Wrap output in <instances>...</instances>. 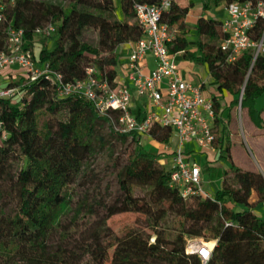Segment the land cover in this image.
<instances>
[{
	"label": "trees",
	"instance_id": "trees-1",
	"mask_svg": "<svg viewBox=\"0 0 264 264\" xmlns=\"http://www.w3.org/2000/svg\"><path fill=\"white\" fill-rule=\"evenodd\" d=\"M256 1L201 3L206 11L211 2L225 7ZM138 2L155 4L158 0H71L62 16L49 0H0V51L6 49L7 28H22L27 45L33 48L34 62L47 64L65 82L83 79L86 69L95 66L100 78L112 83L119 45L141 37L133 10ZM193 4L173 0L162 21L175 31L168 44L170 53L182 51L184 60L206 65L211 84L232 97L223 110L217 96L211 99L217 134L214 149L218 159L225 161L230 159L231 144L226 123L239 104L251 123L264 132V118L256 107L264 94V53L254 58L253 51L247 50L228 61L220 49V20L200 15L193 25L186 22ZM47 22L56 27L49 36L51 45H36L33 31ZM88 29L96 32L95 40H85ZM192 30L194 37L189 38ZM262 34L264 17L250 31L253 40ZM8 86L17 87L18 92L0 98V264H86L79 245L67 242V232L60 231L57 243L51 239L84 163L97 145H105L99 129L111 120L80 94L58 97L50 77L30 81L24 76ZM31 117H47L32 141ZM135 117L143 119L144 112ZM110 131L122 144L130 138L131 145L117 173L119 195L104 205V217L81 243L90 240L100 250L94 264H200L196 255L185 251L187 242L195 238L213 243L210 264H264V218L254 212L258 203L264 204V174L231 164L223 170L220 188L213 195L183 198L169 185L171 167L159 160L163 152L156 154L141 143L143 135H148L167 144L173 133L170 126L152 124L146 134ZM17 162L21 165L14 172ZM129 212L142 215L143 222L117 234L108 219ZM169 218L177 219L176 223L171 226Z\"/></svg>",
	"mask_w": 264,
	"mask_h": 264
},
{
	"label": "built area",
	"instance_id": "built-area-1",
	"mask_svg": "<svg viewBox=\"0 0 264 264\" xmlns=\"http://www.w3.org/2000/svg\"><path fill=\"white\" fill-rule=\"evenodd\" d=\"M172 1L158 0L155 4L138 2L133 5L141 37L130 42L125 68L135 93L147 98L154 107L141 120H137L131 111L132 93L129 87L116 79L109 83L105 77L100 78L102 74L95 66L86 69L83 79L65 82L62 75L51 70L47 64L36 65L22 28H7L6 49L0 51V72L7 67H17L30 81L40 77L53 78L58 97L82 95L101 115L112 121L114 131L119 134H146L152 124L170 126L178 137V146L172 155L170 187L177 189L183 198L194 195L207 197L209 194L202 187L200 167L187 161L183 145L195 142L202 149L214 148L217 138L213 123L215 110L212 100L203 96L201 86L183 78L175 55L169 51L168 44L174 40L175 31L162 21V15ZM225 11L227 16L221 21L223 38L220 49L227 54V60L232 61L247 50L253 51L254 58L264 53V34L259 40L250 36L256 20L264 17V0L233 2L225 6ZM2 21L3 14L0 12ZM55 28L53 22H47L35 28L33 35L49 37ZM149 54L154 57L156 66L150 74H144L142 64ZM17 92L15 86L0 87V98L12 97ZM114 112L116 116H113ZM209 244L200 238L191 239L185 251L196 255L200 264H210L213 244Z\"/></svg>",
	"mask_w": 264,
	"mask_h": 264
},
{
	"label": "rangeland",
	"instance_id": "rangeland-1",
	"mask_svg": "<svg viewBox=\"0 0 264 264\" xmlns=\"http://www.w3.org/2000/svg\"><path fill=\"white\" fill-rule=\"evenodd\" d=\"M46 1V0H45ZM52 4L58 7L59 13L62 16L63 12L67 8L69 1L71 0H49ZM207 13V17H211L216 20L222 21L226 17V11L223 6H216L213 3L210 6V9ZM57 23V22H56ZM193 34L194 31L192 30ZM96 32L92 29H88L85 32V40L92 41L95 40ZM37 39L40 40L44 46H50L52 42L51 37H40L37 36ZM123 44L119 45L118 53V62L116 65L117 72H121L122 61L127 58L126 52L122 51ZM176 62L180 66V72L184 76V79H189L193 84L198 85L201 78H199L201 73L202 65H196L194 63H187L183 65V59L181 56L175 57ZM194 66L196 67L195 69ZM206 71V70H205ZM16 71L14 72L16 80L22 77V74ZM208 72L206 71L205 74ZM202 77V76H200ZM5 81V79L3 80ZM204 96H210L206 90L203 93ZM233 114L235 119L231 121L232 125L245 124V111L239 107V105L234 109ZM47 117H31L30 127H29V139L30 141L34 140L39 134L40 129L42 128L43 122ZM236 122V123H235ZM113 128L112 121L103 124L99 129L100 132L105 136L106 142L104 146H96L92 154L87 158L86 162L83 165L81 173L77 178L71 196L68 200V203L64 205L60 211L58 229L52 234V243H57L60 240V231L67 232L69 236L68 243L72 241L76 242L79 245V252L82 253L83 258L86 264H94L93 261L99 258L100 250L94 248V245L89 240L85 244H82V241H85L88 235V232L92 230L96 222L104 217V205L110 204L115 197L119 195V185L117 181V173L119 169L126 162V155L130 148V138L122 144L119 141H116L111 137L112 132L110 131ZM174 132V131H173ZM174 134V133H173ZM146 136L143 135L141 138V143L143 142ZM174 138V135L171 137V142ZM169 142V143H171ZM147 150L154 153L162 152L164 144H161L157 147L153 146L152 148L147 144ZM198 163L203 167L205 172L210 173L209 178L212 181L211 186L206 182H202L203 189L215 188L216 183L214 179L219 177L222 173V170L219 168H208L202 166L201 155H198ZM165 166L171 167L168 162H164ZM21 162H17L13 166V171H18L20 168ZM219 170V171H218ZM212 193V192H210ZM142 194V192H140ZM169 224L172 226L173 223H176L177 219L169 218ZM108 224L117 234H122L124 230L129 226H135L143 222V216L137 213H119L111 216L108 219ZM210 245L213 243L208 241Z\"/></svg>",
	"mask_w": 264,
	"mask_h": 264
},
{
	"label": "crops",
	"instance_id": "crops-1",
	"mask_svg": "<svg viewBox=\"0 0 264 264\" xmlns=\"http://www.w3.org/2000/svg\"><path fill=\"white\" fill-rule=\"evenodd\" d=\"M179 4L185 5L189 1H193V7L189 9L187 15H186V22L193 25L195 23L196 18H198L200 15L207 16V13L209 11L206 10L204 11L202 9V3L201 0H176ZM212 4V2H211ZM225 8V7H224ZM227 16V13H226ZM226 18V17H225ZM192 34V33H191ZM189 38L194 37V33L192 35L188 36ZM34 43L36 45H42L44 44L37 39V36H34ZM30 47V46H29ZM49 47V46H48ZM31 50L33 49L30 47ZM37 48V47H36ZM130 48L131 44L130 43H124L122 46V51L126 52L127 58L122 61L121 64V72H117L116 80L119 83H123L125 86L129 87L131 93H132V98H131V111L133 115L138 114L139 112H144V115L148 110L154 109L152 105H150V102L147 98L145 97H139L134 89L132 88V82L128 78V71L125 68L126 62L128 61V57L130 54ZM118 50V49H117ZM182 51L175 53L176 56H181L182 57ZM183 59V58H182ZM36 65H41L38 62H35ZM183 65L187 63H191L189 61H186L183 59ZM198 65V64H196ZM156 66V61L152 55H148L146 59L143 61L142 64V72L144 74H150L152 70ZM203 68H201V74L199 78V86H201L202 93H204V90L208 92L210 96H204L205 98L212 99L213 96L218 97V102L221 106L220 110H223L225 106L230 102L232 97L226 93V92H221L217 89L216 86H213L211 84L212 78L209 75L208 69L206 65H202ZM196 67L194 66L193 69ZM180 69V66H179ZM208 72L207 74L206 71ZM16 71H21L17 67H7L3 69L0 72V87L8 86L10 81H17L15 78L14 72ZM21 73V72H19ZM22 77L25 76L24 72L21 73ZM182 74V73H181ZM183 76V75H182ZM184 77V76H183ZM5 79V81H3ZM19 80V79H18ZM186 80L191 81L186 78ZM192 82V81H191ZM256 107L259 111H261V116L264 118V94H262L256 102ZM245 111V110H244ZM226 111L224 112V114ZM246 113V111H245ZM246 120L244 125H239L237 123L236 125H232L231 121L235 119L234 114L232 113V117L228 120L227 124V129H228V137L230 139V150H229V155L230 159H227L225 161L219 160L218 159V153L217 151L213 149H202L200 148L195 142H187L183 145V152L184 156L189 161L190 163H195L200 167L201 171V182H206L209 186H211L212 181L209 178L210 173L205 172L203 167L200 166V164L197 162L198 161V155H201V163L202 166H206L208 168H220L222 170V173L219 177H216L214 179V182L216 183L217 186L215 188H212L210 193L208 189L204 190L210 194L213 195L221 185L222 181V175H223V170L228 169L231 164H234L242 169L246 170H255L259 171L262 174H264V132H262L261 129L257 128L251 121L248 119L247 114H245ZM227 119L226 117H224ZM236 123V122H235ZM174 133V134H173ZM172 135H174V138L171 142V137L169 139V142L164 144V148L162 150L163 153L159 154V160L161 163L164 164V162H168L169 165H172V155H168L170 152H173L176 147L178 146V137L175 132H173ZM146 138L143 139V146L144 144H147L151 148L153 146L157 147L161 145L160 143H157L153 139H151L150 136L145 135ZM147 148V146H144ZM219 171V170H218ZM253 200L256 198L255 194H253ZM254 212L256 213L257 216L264 218V204L258 203L256 208L254 209Z\"/></svg>",
	"mask_w": 264,
	"mask_h": 264
},
{
	"label": "bare ground",
	"instance_id": "bare-ground-1",
	"mask_svg": "<svg viewBox=\"0 0 264 264\" xmlns=\"http://www.w3.org/2000/svg\"><path fill=\"white\" fill-rule=\"evenodd\" d=\"M210 245V244H209Z\"/></svg>",
	"mask_w": 264,
	"mask_h": 264
}]
</instances>
